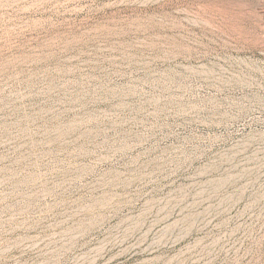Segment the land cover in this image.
I'll return each instance as SVG.
<instances>
[{
	"label": "rangeland",
	"instance_id": "1",
	"mask_svg": "<svg viewBox=\"0 0 264 264\" xmlns=\"http://www.w3.org/2000/svg\"><path fill=\"white\" fill-rule=\"evenodd\" d=\"M0 264H264V0H0Z\"/></svg>",
	"mask_w": 264,
	"mask_h": 264
}]
</instances>
